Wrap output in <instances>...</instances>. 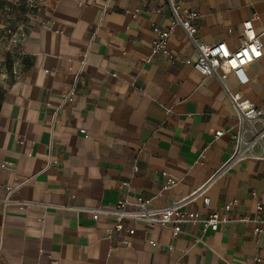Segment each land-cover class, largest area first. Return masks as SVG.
I'll use <instances>...</instances> for the list:
<instances>
[{
  "label": "crops",
  "instance_id": "obj_1",
  "mask_svg": "<svg viewBox=\"0 0 264 264\" xmlns=\"http://www.w3.org/2000/svg\"><path fill=\"white\" fill-rule=\"evenodd\" d=\"M179 1L198 13L203 42L236 47L254 11L264 27V0ZM154 27H170L166 0H43L28 62L0 88V264H264V238L238 221L173 235L125 219L127 235L109 233L111 215L93 218L137 197L201 216L232 198L235 217L264 201V161L233 156L236 111L221 83L186 61L197 53L178 24L151 55ZM246 72V85L231 74L225 84L264 108V58Z\"/></svg>",
  "mask_w": 264,
  "mask_h": 264
},
{
  "label": "built area",
  "instance_id": "obj_2",
  "mask_svg": "<svg viewBox=\"0 0 264 264\" xmlns=\"http://www.w3.org/2000/svg\"><path fill=\"white\" fill-rule=\"evenodd\" d=\"M170 12V27L161 29L154 27L155 37L151 41L150 54L156 55L166 50L170 28L178 24L185 32L190 42L194 45L197 56L193 60H186L191 66L203 76H214L222 85L233 108L236 111V132L233 135V156H251L257 160L264 161V108L255 106L249 99L242 97L237 92H232L225 84V80L231 74L239 86L249 82L246 68L264 58V27L256 31L254 23L258 21L257 12H252L241 23V32L237 38V46L230 48L224 41L207 43L198 38V27L196 11H187L181 8L179 0H166ZM139 10H133L136 14ZM231 30H229L230 32ZM74 92L71 90L64 97L73 100ZM223 130L214 132L216 137ZM250 137H245V134ZM252 144H257L259 149L252 151ZM124 185H126L124 183ZM7 192L12 190L9 185L4 186ZM255 195V193H253ZM25 202H19L23 205ZM209 199L203 198V205L207 208ZM239 204L237 198L225 202L218 210L208 211L201 216L195 210L184 207L181 200L174 204L154 207L149 200L137 197L133 201L120 200L111 207L97 209L93 218L97 219L101 212L112 216L113 225L109 233H126L132 235L133 228L124 226V220L142 221L149 226H169L172 234L177 235L186 223L199 222L201 230H217L221 224L238 221L249 224L251 230L264 238V201L257 200L251 212H243L239 216L232 215V209Z\"/></svg>",
  "mask_w": 264,
  "mask_h": 264
},
{
  "label": "rangeland",
  "instance_id": "obj_3",
  "mask_svg": "<svg viewBox=\"0 0 264 264\" xmlns=\"http://www.w3.org/2000/svg\"><path fill=\"white\" fill-rule=\"evenodd\" d=\"M42 3L0 0V88L11 83L28 62L27 38Z\"/></svg>",
  "mask_w": 264,
  "mask_h": 264
}]
</instances>
